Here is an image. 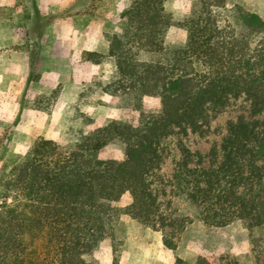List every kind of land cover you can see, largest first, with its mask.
Wrapping results in <instances>:
<instances>
[{
    "label": "trees",
    "instance_id": "16d2710c",
    "mask_svg": "<svg viewBox=\"0 0 264 264\" xmlns=\"http://www.w3.org/2000/svg\"><path fill=\"white\" fill-rule=\"evenodd\" d=\"M165 3L130 0L120 14L122 31L107 37L108 54L83 53L93 64L112 63L100 88L128 101L132 119L99 126L83 116L70 148L39 138L22 160L3 164L0 264H100L86 257L115 236L121 215L161 232L169 250L193 221L209 228L242 221L254 264H264V17L241 2L195 0L176 18ZM173 29L184 38L168 45ZM144 97L158 98L160 112L145 113ZM240 100L248 116L229 121L207 155L186 145L189 134L208 136ZM173 139L179 159L164 179ZM110 144L123 149L122 160L100 158ZM126 194L130 203L116 206ZM168 195L188 212L173 209ZM175 264L244 262L219 254Z\"/></svg>",
    "mask_w": 264,
    "mask_h": 264
},
{
    "label": "rangeland",
    "instance_id": "374dc122",
    "mask_svg": "<svg viewBox=\"0 0 264 264\" xmlns=\"http://www.w3.org/2000/svg\"><path fill=\"white\" fill-rule=\"evenodd\" d=\"M193 1L166 0L165 6L174 17L181 18ZM239 2L264 17V0H227V5L233 7ZM66 3L15 0L14 5L0 7V156L3 145L9 144L0 169L3 164L11 166L22 160L39 138L70 148L75 133L85 122L83 116L104 126L112 120L128 121L135 115L128 101L108 95L100 88L113 74L112 63L86 61L83 54L80 57L76 52L77 47L69 49L66 55L64 44L75 41L76 45L82 39L88 44L97 33L107 43L109 35L122 31L120 14L130 0ZM68 15L82 17L70 21L66 19ZM183 38L181 31L173 29L168 32L166 42L175 45ZM142 104L145 113L161 110V102L155 97H144ZM36 106L43 109H35ZM248 113L246 102H233L212 123L208 136L189 134L184 141L191 150L207 155L214 145L221 143L227 123ZM99 156L122 160L124 151L119 145L110 144ZM178 159L173 139L160 171L164 179L171 176ZM3 199L0 187V202ZM171 200L173 209L188 212L183 200ZM130 201L126 194L116 206L125 207ZM175 243V250L165 248L161 232L143 229L130 216L121 215L115 236L104 240L86 259L100 264H175L177 258L194 263L200 256L229 254L241 257L244 264H254L250 233L242 221L223 228H209L193 221L176 235Z\"/></svg>",
    "mask_w": 264,
    "mask_h": 264
},
{
    "label": "crops",
    "instance_id": "0c3cea01",
    "mask_svg": "<svg viewBox=\"0 0 264 264\" xmlns=\"http://www.w3.org/2000/svg\"><path fill=\"white\" fill-rule=\"evenodd\" d=\"M14 1L15 0H0V7L1 6H11V5H14ZM75 0H65V2H67L65 5H69L70 3L74 2ZM82 16L80 15H68L66 17L67 20H70V21H73L75 19H80ZM77 33L78 30H76ZM78 42V40H77ZM76 42V45H75V41L74 42H67L65 41V49L67 51L66 55L68 54V51L69 49H75L77 47V51L76 52H79V55L81 57V55L84 53V52H94V53H98V54H108V51H109V46H108V42L106 43V41H104L102 39V36L100 34L97 33L96 37L90 42V43H86L85 39H82V41H80L79 44H77ZM65 55V56H66ZM86 65H91V64H88V63H84Z\"/></svg>",
    "mask_w": 264,
    "mask_h": 264
}]
</instances>
